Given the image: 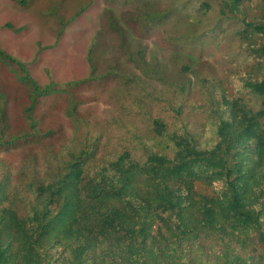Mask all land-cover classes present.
<instances>
[{
  "label": "trees",
  "instance_id": "1",
  "mask_svg": "<svg viewBox=\"0 0 264 264\" xmlns=\"http://www.w3.org/2000/svg\"><path fill=\"white\" fill-rule=\"evenodd\" d=\"M137 1L120 21L108 12L131 64L110 65L122 99L106 130L70 89L101 85L99 38L90 76L42 85L39 62L13 45L21 14L0 5V62L29 100L11 119L0 99V264H264V0H215V19L176 0ZM221 22L228 41L217 36ZM129 30L145 34L132 41ZM54 34L35 42L34 57L59 44L73 51L60 27ZM152 35L169 59L148 58ZM54 91L71 92L73 133L50 142L45 164L17 165L13 149L37 153L39 138L55 134L33 117Z\"/></svg>",
  "mask_w": 264,
  "mask_h": 264
},
{
  "label": "rangeland",
  "instance_id": "2",
  "mask_svg": "<svg viewBox=\"0 0 264 264\" xmlns=\"http://www.w3.org/2000/svg\"><path fill=\"white\" fill-rule=\"evenodd\" d=\"M157 1L167 4L174 0ZM176 1L179 6L189 11V14L199 11L200 9H197L198 6L207 9L209 16L215 15L217 9V1L215 0H190L189 3L192 2L191 4H184L180 0ZM254 1L252 2L254 3ZM136 2L139 1L0 0V5L3 6V15H6L7 12L21 14V19L15 22L18 27H22L20 30L21 36L16 34L12 38L13 45L16 44L15 39H17L23 52L31 59L35 58V61L39 62V64H32V72L42 85H46L53 80L58 83L56 88H67L70 87L69 82L75 81L79 77L90 76L92 69L90 63H88L87 55L93 43L92 38L94 36L99 38V43L94 48L93 54L94 58L97 59L96 76L102 77L101 85L95 87L91 84L94 81H91L82 86L79 85L74 90L70 89L78 100H86V102H80L79 104L83 110L81 113L84 115L89 113L90 116L99 114L104 118L103 121H100L106 125V130L108 127L112 128L110 126L112 121L110 122V120L119 115L120 100L122 99L117 98V92L121 93L117 89L120 86V82L115 77L110 76L111 71L113 72V68L110 65L113 60L118 62L121 60L126 66L131 64L122 48L120 34L110 25L108 12L111 10L120 21L124 19L125 14L131 15L138 10L140 4ZM210 3L211 7L206 8V5ZM212 19H215V16ZM135 24H131V26L135 27ZM122 26L130 27L129 23L126 22H122ZM59 27L60 31L64 32V36L75 43L72 48L73 51L66 49L64 44H57L56 50L50 51V49L45 48L42 56L34 57L33 55L36 54L35 42L41 39L44 43H52L56 38L55 30L57 31ZM230 28L231 26L226 22L219 24L217 36L220 37L221 41H228L232 38ZM124 30L126 32L128 29ZM129 32L130 30L127 31L126 37L132 41L139 39L140 35L145 34L138 30ZM9 38L11 37L9 36ZM148 39L145 40L150 47L148 58L151 59L152 54L156 55V57L158 55L163 57V60L170 58L169 51L160 45V39L156 35H152ZM81 53L85 54V59H81ZM4 65V62H0V99L3 100L4 97L7 99L4 105L10 118L14 119L16 112L17 117L24 113L23 111L21 114L20 108L18 109L19 103L23 102L28 105L29 100L26 97V91L20 95L15 83L16 77L14 79L12 75L5 74ZM74 74L78 77H72ZM105 88H107V91L103 92ZM96 94L98 96H95ZM70 97L71 92L54 91L40 98L33 112V117L39 120V125L44 130L53 128L56 132L53 136L39 138L37 153L30 151V149L27 151L26 148L22 147L13 149L12 152L15 155L17 165L34 164L31 162L33 156L39 159L41 165L45 164L46 151L50 142L61 143L62 135H71L73 133L74 123L72 124L71 122L72 117L67 115L68 109L67 111L65 109V107L71 105ZM87 98H90V101ZM137 116L138 114L132 115V117ZM5 155L6 152H3L0 157H5Z\"/></svg>",
  "mask_w": 264,
  "mask_h": 264
}]
</instances>
